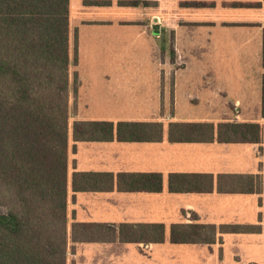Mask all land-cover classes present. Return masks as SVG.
Wrapping results in <instances>:
<instances>
[{
    "label": "crops",
    "instance_id": "0c3cea01",
    "mask_svg": "<svg viewBox=\"0 0 264 264\" xmlns=\"http://www.w3.org/2000/svg\"><path fill=\"white\" fill-rule=\"evenodd\" d=\"M83 1L69 0V78L71 82L76 73L79 84L75 92L70 86L68 99L71 116L68 226L73 221L158 223L164 226V239L150 243L118 239L77 243L90 251L115 248L121 253L133 245L140 252L161 256L158 264H221L230 261V257L238 260L240 252L255 256L257 261L252 262H260L264 259V13L239 15L233 22L222 20V26H214L217 32L212 47L206 46L204 52L207 59L209 52L213 53L211 62L202 59L192 65L167 58L162 64H128L122 60L127 30L135 29L136 33L145 35L158 23L159 17L154 16L148 22L136 7L120 5L121 0H107L109 3L103 5L109 6L108 13L99 4L87 5ZM153 1L160 4V0ZM172 1L203 2L210 7H213L212 1H222L258 4L264 8V0ZM257 15L263 20L262 27H257ZM181 19L177 16L172 19L171 27L185 36L184 22H178ZM173 49L181 60L185 43L176 41ZM230 50L248 56L246 60L251 64L223 62ZM82 55L88 62L79 66ZM245 69L250 72L246 77L241 73ZM132 72L141 76L135 91L144 94L127 99L122 95L128 93V89L123 90V84ZM181 79H184L183 85L179 84ZM246 85L252 88V95L247 99V93L241 92L229 104L231 110L226 108L225 99L219 100L226 86ZM193 88L200 96L199 110V99L187 93L193 92ZM98 105L103 106L98 108ZM74 120L160 122L162 137L142 141L117 138L74 141ZM226 121L260 124V142L220 140L217 125ZM186 122L212 123L213 134L204 139L169 137L170 123ZM74 173L99 175L91 178L89 189L75 190ZM151 174L158 175L159 180L140 177ZM76 181L80 183L78 177ZM173 224L214 226L215 241L210 244L171 242ZM232 225L243 229L224 230Z\"/></svg>",
    "mask_w": 264,
    "mask_h": 264
},
{
    "label": "trees",
    "instance_id": "16d2710c",
    "mask_svg": "<svg viewBox=\"0 0 264 264\" xmlns=\"http://www.w3.org/2000/svg\"><path fill=\"white\" fill-rule=\"evenodd\" d=\"M118 3L135 5L133 0ZM68 34L69 0H0V181L13 202L11 209L0 212V264H66L68 99L70 86L75 92L79 84L76 73L71 82L69 78ZM72 61H77L76 52ZM213 130L209 122L170 123L169 137L204 139ZM216 134L222 141L259 143L261 127L226 121L217 125ZM72 136L74 141L158 140L162 124L74 120ZM98 175L74 173L73 188L89 189V181ZM140 177L159 180L156 174ZM69 229L73 243L164 239V226L158 223L73 221ZM215 233L211 225L173 224L170 241L210 244Z\"/></svg>",
    "mask_w": 264,
    "mask_h": 264
},
{
    "label": "rangeland",
    "instance_id": "374dc122",
    "mask_svg": "<svg viewBox=\"0 0 264 264\" xmlns=\"http://www.w3.org/2000/svg\"><path fill=\"white\" fill-rule=\"evenodd\" d=\"M89 1V2H88ZM97 1L98 3H94ZM105 1L107 0H84L83 3L87 5H100L106 10L108 5ZM135 5H130L138 9V14L146 17L148 22H151L152 17L156 18L158 23L152 27L151 30H148V33L145 35L140 32V34L135 32V29H128L124 37L123 52L125 54L122 57L123 62L128 64H144V63H165L168 58V61L173 62H182L184 64L196 65L204 61H213V53L209 52V56L204 54L206 51V46L210 49L217 32V29L214 26L220 24L224 20L226 22H233L238 19L239 15L243 16L244 14H263L264 8L260 7L258 4L256 6L250 4L234 3V2H217L212 1L213 7L206 6L203 2H197L198 5H190L191 2L188 1L183 3H176L172 0H133ZM109 3V1H108ZM107 3V4H108ZM115 9L111 10L114 12ZM181 17L182 19L178 22H184L183 32L184 35L177 34L176 31H173L172 19L175 17ZM87 17V13H85ZM132 17V15L130 16ZM78 18H81L78 17ZM263 26V20L259 15H257V27ZM151 34V36H149ZM69 35V34H68ZM71 35V34H70ZM145 37V38H144ZM71 41V37L69 42ZM176 41L180 43H185V49L183 51L181 60L177 59V56L174 51V44ZM69 44V43H68ZM188 44V45H187ZM187 45V46H186ZM203 49V54L201 53ZM77 58V57H76ZM248 56H240V53L235 50H230L224 57L223 62L228 64H237L242 66L245 62L246 65H250L249 59L246 60ZM119 61L120 57L118 58ZM90 60V59H89ZM85 57L79 62V66L83 63H87ZM241 73L248 76L250 72L247 69L242 70ZM185 75V74H184ZM127 83L123 84V90L128 89L127 95L123 93V96H127V99H132L133 97H141L144 92L135 91L138 87L137 84L141 81V76L138 73L132 72L129 73ZM186 77V76H184ZM184 79L179 81V84L183 85ZM246 84H250L246 79ZM251 85V84H250ZM249 86L244 87H229L226 86L224 90L220 93L219 100H226V108L231 110L229 104L233 103L235 97H240L241 92L247 93V99L249 95H252V88ZM250 88V89H248ZM183 89V88H182ZM241 89V90H240ZM71 90V87L70 89ZM261 92V89H259ZM257 90V91H259ZM138 95H136V94ZM189 96L193 98L196 97L199 99L197 108H201L200 96L197 94L196 89L193 88V92ZM104 95V94H101ZM105 96V95H104ZM111 97H118L116 95H110ZM103 105H98V108H101ZM71 117V116H70ZM69 117V126H68V136L71 137V120ZM88 117V116H87ZM12 197L8 194L6 188L2 185L0 181V212H6L12 208ZM69 223V220H68ZM70 229L68 227V246H67V255H66V264H158L157 262L161 260V256H154L150 253L149 255L140 252L133 245H129L128 249L124 250V253L117 252L115 248L110 249H95L90 251L88 248L83 247V245L73 243L70 239ZM86 246V245H85ZM133 246V247H131ZM238 260H233L230 257V261H224L221 264H264V259H261L260 262L257 261L255 256H251L247 253L240 252ZM255 258V259H253Z\"/></svg>",
    "mask_w": 264,
    "mask_h": 264
}]
</instances>
